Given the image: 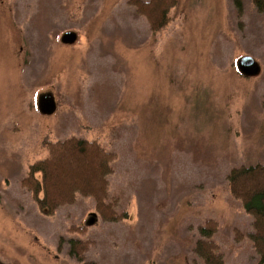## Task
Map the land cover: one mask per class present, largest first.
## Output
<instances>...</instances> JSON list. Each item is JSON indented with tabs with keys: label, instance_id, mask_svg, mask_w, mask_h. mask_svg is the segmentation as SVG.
Listing matches in <instances>:
<instances>
[{
	"label": "rangeland",
	"instance_id": "374dc122",
	"mask_svg": "<svg viewBox=\"0 0 264 264\" xmlns=\"http://www.w3.org/2000/svg\"><path fill=\"white\" fill-rule=\"evenodd\" d=\"M126 1L0 0V264H201L207 219L223 264H255L227 174L264 163V0H174L155 33ZM70 137L113 153L114 217L78 193L43 214L21 185Z\"/></svg>",
	"mask_w": 264,
	"mask_h": 264
},
{
	"label": "trees",
	"instance_id": "16d2710c",
	"mask_svg": "<svg viewBox=\"0 0 264 264\" xmlns=\"http://www.w3.org/2000/svg\"><path fill=\"white\" fill-rule=\"evenodd\" d=\"M253 1L256 7H262L259 3L262 0ZM126 2L146 19L152 33L165 27L169 21L168 10L174 4V0ZM232 2L239 14L242 9L241 0ZM261 103L264 105V94ZM46 147V156L29 164L26 175L20 182L30 191L40 212L48 215L58 204L70 201L78 193L91 196L99 214L114 217L113 204L109 200L105 180V175L110 171L109 162L113 153L104 151L96 141L75 137L47 142ZM89 160L93 162L90 165L92 168L86 166L79 169L77 164L87 161L89 163ZM227 187L230 196L238 200L245 213L251 217V229L244 233L235 230L234 239L246 237L256 255L255 264H264V163L231 168L227 174ZM216 227L217 224L212 219H207L197 226L199 237L195 240L192 251L201 264H223L218 245L210 239ZM72 249L74 250V247Z\"/></svg>",
	"mask_w": 264,
	"mask_h": 264
},
{
	"label": "water",
	"instance_id": "95a60500",
	"mask_svg": "<svg viewBox=\"0 0 264 264\" xmlns=\"http://www.w3.org/2000/svg\"><path fill=\"white\" fill-rule=\"evenodd\" d=\"M76 39V35L73 31H65L61 34L59 41L64 44L73 43ZM236 68L239 73L245 76L254 75L258 72L259 68L257 63L250 57H244L238 60ZM39 110L42 113L48 114L53 111L54 104L50 97L43 101L42 98L39 102Z\"/></svg>",
	"mask_w": 264,
	"mask_h": 264
},
{
	"label": "flooded vegetation",
	"instance_id": "af4514ba",
	"mask_svg": "<svg viewBox=\"0 0 264 264\" xmlns=\"http://www.w3.org/2000/svg\"><path fill=\"white\" fill-rule=\"evenodd\" d=\"M42 100H43V101L47 100V97L43 96V97H42Z\"/></svg>",
	"mask_w": 264,
	"mask_h": 264
}]
</instances>
